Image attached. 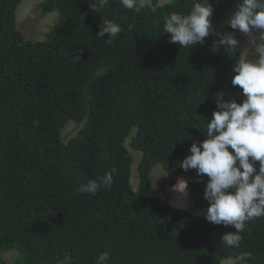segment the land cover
Instances as JSON below:
<instances>
[{
	"label": "trees",
	"instance_id": "16d2710c",
	"mask_svg": "<svg viewBox=\"0 0 264 264\" xmlns=\"http://www.w3.org/2000/svg\"><path fill=\"white\" fill-rule=\"evenodd\" d=\"M21 1L0 0L1 264L11 251V264H98L105 251V264H264V216L246 221L239 244L227 245L221 237L234 227L204 216L208 178L180 167L191 143L205 138L214 94L243 99L231 84L241 49L218 48L213 31L188 47L164 32L171 13L188 15L202 0H151L139 12L121 0H44L39 12H55L57 22L40 41L16 26ZM208 3L214 24L237 0ZM104 21L120 34L97 35ZM70 122L80 128L64 141ZM128 139L141 153L135 190ZM155 165L190 177L192 210L148 195ZM113 169L111 187L78 191Z\"/></svg>",
	"mask_w": 264,
	"mask_h": 264
},
{
	"label": "clouds",
	"instance_id": "9594fccd",
	"mask_svg": "<svg viewBox=\"0 0 264 264\" xmlns=\"http://www.w3.org/2000/svg\"><path fill=\"white\" fill-rule=\"evenodd\" d=\"M107 3L108 0H99V6ZM121 4L137 12L145 6L142 0L139 3L138 0H121ZM235 4L227 21L231 30L225 32L224 25L222 33L215 32L220 35L216 45L226 50L241 49L237 47L239 41L233 33L239 31L247 35L260 31L257 42L259 59L255 62L243 59L241 49L242 60L231 69L234 73L231 84L239 86L243 99L240 102L226 100L223 93L218 92L214 101L216 110L206 123L205 138L193 141L190 154L180 162L183 170L194 169L197 176L208 178L203 198L209 206L204 216L213 224L234 227V232L221 237L229 246L239 244L242 239L239 233L245 229L246 221L264 216V46L260 45L264 33V0H237ZM90 7L95 11L97 5L91 4ZM212 12L208 0H202L188 15L171 13L165 21L164 32L170 34V42L184 47L202 44L213 31ZM228 13L222 21L227 19ZM121 31L119 24L104 21L97 35L103 37L107 34L115 38ZM256 162H259L258 169ZM114 171L87 179L80 184L78 191L94 195L101 187H111ZM176 187L184 194L187 182L180 181ZM108 259L109 253L102 252L98 264H105Z\"/></svg>",
	"mask_w": 264,
	"mask_h": 264
},
{
	"label": "rangeland",
	"instance_id": "374dc122",
	"mask_svg": "<svg viewBox=\"0 0 264 264\" xmlns=\"http://www.w3.org/2000/svg\"><path fill=\"white\" fill-rule=\"evenodd\" d=\"M44 0H22L16 11V26L21 31L24 39L32 41L43 40L46 33L55 25L57 22V14L55 12L49 14H42L39 12L37 6ZM171 0H158L157 5H164ZM141 2V0H138ZM144 3H151V0H142ZM236 4L230 8L227 19L218 24H212L213 32L222 33L224 25L228 24L227 21L230 18L232 12L235 10ZM260 31H253L250 34H243L237 31L233 33L235 38L239 41L237 47L243 50V59L255 62L259 59L260 46L258 45ZM248 36H252L249 38ZM216 94L213 96V100L216 99ZM224 99L229 100L230 97L224 96ZM80 126L74 122L68 123L62 130V140L67 141L71 137L75 136L78 132ZM128 141H126L125 146L132 155L133 163L130 170V184L135 190L138 185V173L137 165L141 158V153L139 151L132 150L128 146ZM256 168H259V162H256ZM180 181H190V177L185 174H179L176 176L168 175L161 165H155L150 171V187L148 195L151 197H157L168 202L172 207L183 209L185 211H190L194 207V202L192 195L186 189L184 194H181L177 190V185ZM16 256V253L11 251L3 254L2 261L4 264H11ZM233 259H224L220 264H234Z\"/></svg>",
	"mask_w": 264,
	"mask_h": 264
},
{
	"label": "water",
	"instance_id": "95a60500",
	"mask_svg": "<svg viewBox=\"0 0 264 264\" xmlns=\"http://www.w3.org/2000/svg\"><path fill=\"white\" fill-rule=\"evenodd\" d=\"M0 264H1V260H0Z\"/></svg>",
	"mask_w": 264,
	"mask_h": 264
}]
</instances>
